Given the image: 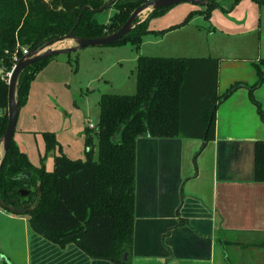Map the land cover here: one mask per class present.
I'll return each instance as SVG.
<instances>
[{"label":"trees","instance_id":"16d2710c","mask_svg":"<svg viewBox=\"0 0 264 264\" xmlns=\"http://www.w3.org/2000/svg\"><path fill=\"white\" fill-rule=\"evenodd\" d=\"M111 1L114 12L107 22L98 21L94 11ZM144 1L0 0V107L7 108L8 89L1 71L10 69L14 52L23 54L21 45L29 50L70 30L78 36H99L116 30ZM258 1L264 6V0ZM217 4L210 0L201 11L208 16ZM169 6L153 8L118 42L129 40L139 45L141 35L148 31L149 16L162 14ZM194 12L189 11L171 27L186 22ZM50 56L21 71L19 107L27 100L35 72ZM254 65L259 80L249 85L250 97L264 119V112L252 97L253 87L264 78V58L254 61ZM217 66L216 57L139 54L135 64L136 90L101 94L98 120L94 127L85 129V158L55 154L53 167L47 170L43 164H33L12 138L0 170V198L18 206L35 202L24 213L29 226L59 246L74 242L92 257L126 263L134 220L135 140L138 136L179 134L202 137L203 143L213 138ZM6 122L7 114H0V137ZM45 135L50 148L56 138L48 131ZM254 176L264 180V139L255 140ZM19 188L28 193L21 195Z\"/></svg>","mask_w":264,"mask_h":264},{"label":"crops","instance_id":"0c3cea01","mask_svg":"<svg viewBox=\"0 0 264 264\" xmlns=\"http://www.w3.org/2000/svg\"><path fill=\"white\" fill-rule=\"evenodd\" d=\"M110 5L112 1L104 8ZM175 7L182 9L183 17L189 11L196 12L185 23L171 27L183 17L171 22L161 33L149 25L151 19ZM204 8V4L183 1L148 18L147 33L161 34L154 38L162 39L167 34L175 37L163 50L139 54L216 57L218 98L214 104V137L204 143L202 137L181 134L136 138L134 220L128 261L92 257L74 242L59 246L32 230L24 213L6 211L10 217L26 220L21 264H216L217 256L227 258L224 252L232 245L244 247L247 259L249 249L257 246L255 255L259 262L263 260L258 250L264 245V180L254 176V148L255 140L264 139V119L249 91V85L259 80L254 61L264 58L262 9L259 5L255 23L236 31L252 32L246 50L250 56L237 54L222 60L207 45L197 42V38L214 31L211 23L204 25L213 10L206 16L201 11ZM150 10L142 12L143 18ZM242 21L238 19V23ZM261 67L264 69V65ZM252 97L264 112V78L253 87ZM15 256L7 254L12 264H16Z\"/></svg>","mask_w":264,"mask_h":264},{"label":"rangeland","instance_id":"374dc122","mask_svg":"<svg viewBox=\"0 0 264 264\" xmlns=\"http://www.w3.org/2000/svg\"><path fill=\"white\" fill-rule=\"evenodd\" d=\"M217 1L221 6H215L210 20L204 23H211L214 31L203 33L206 34L205 37L197 38V42L207 45L222 60L237 54L250 56L247 54V44L252 41L249 38L252 32L243 34L236 31L249 28L258 20L260 14L261 30L264 31V6L258 0ZM259 5L262 9L260 14ZM114 10V5L106 6L95 11L94 16L98 21L106 22ZM182 12L181 8H171L161 16L151 19L149 25L156 27L161 33L163 27L181 19ZM143 15L145 14L142 13L139 18L144 19L146 16L143 18ZM238 19L243 21L238 23ZM156 35L161 34L144 32L139 45L129 40L85 45L76 50L55 53L43 63L29 83L27 100L19 107L13 134L15 143L33 164H43L45 169L50 170L55 154L65 153L72 158H85V129L86 126L94 127L88 123L95 124L98 120L101 94L133 93L136 90L134 77L137 54L163 50L171 46L170 40L175 37L167 34L157 40L154 38ZM5 113L7 114V108L0 107V114ZM47 131L56 138L50 148L46 146ZM2 154L3 148L0 149V158ZM6 211L9 210L0 205V264H12L7 257L8 253L11 256L16 254L15 263L21 264L23 227L26 220L10 217ZM257 248L254 246L249 249L250 256L247 259V250L244 247L229 246L224 252L228 254L227 258L220 259L221 255L217 256L216 264H260L264 261V245L258 250L263 257L261 262L255 255Z\"/></svg>","mask_w":264,"mask_h":264},{"label":"water","instance_id":"95a60500","mask_svg":"<svg viewBox=\"0 0 264 264\" xmlns=\"http://www.w3.org/2000/svg\"><path fill=\"white\" fill-rule=\"evenodd\" d=\"M183 1H192L198 4H208L210 0H150L144 1L138 6L134 7L132 11L129 13L128 17L125 21L116 29L107 33H104L99 36H78L72 34V30L58 35L52 39H48L44 41L42 44L38 46H34L29 49L27 52L23 53L17 61L15 62L10 77L8 80V89H7V122L6 129L3 135L0 137V149L3 148V154L0 158V170L3 168L6 161V153L8 151V147L11 139L13 138L15 125L18 117L19 111V100H18V78L21 71L31 64L32 62L53 55L55 53H63L71 50H76L85 45H102V44H111L118 42L123 39L124 35L140 20L139 16L146 9H153L160 6H169L178 2ZM88 6V5H85ZM150 10V11H151ZM149 11V12H150ZM71 40L73 43L69 45H65L63 42ZM213 111V108L211 109ZM212 114V112H211ZM211 116V115H210ZM207 131V127L205 132ZM19 193L21 195H25L28 193V190L25 188H19ZM41 194V187L38 183V195ZM0 205L4 206L7 210L15 213H25L27 210L31 209L33 204H22V206L13 205L11 203L6 202L4 199L0 198ZM124 257L126 255L124 254Z\"/></svg>","mask_w":264,"mask_h":264},{"label":"built area","instance_id":"2783aa9c","mask_svg":"<svg viewBox=\"0 0 264 264\" xmlns=\"http://www.w3.org/2000/svg\"><path fill=\"white\" fill-rule=\"evenodd\" d=\"M145 1H150V0H145ZM17 44H18V43H17ZM20 47H21L22 53H25V52L28 51L27 46H25V45H21ZM18 58H19V56L17 55V53L14 52V54H13V59H14V60H13V63H12V65H11L10 69L2 70V71H1V73H2V77L5 78L7 82H8V80H9L11 70H12V68H13V66H14V64H15V62L17 61ZM88 124H89V126H94L93 123H88Z\"/></svg>","mask_w":264,"mask_h":264},{"label":"flooded vegetation","instance_id":"af4514ba","mask_svg":"<svg viewBox=\"0 0 264 264\" xmlns=\"http://www.w3.org/2000/svg\"><path fill=\"white\" fill-rule=\"evenodd\" d=\"M25 203H26V204H28V202H27V201H26ZM25 203H22V204H25Z\"/></svg>","mask_w":264,"mask_h":264}]
</instances>
